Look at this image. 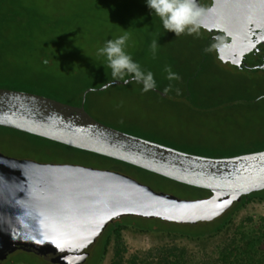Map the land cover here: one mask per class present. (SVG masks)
I'll list each match as a JSON object with an SVG mask.
<instances>
[{"label":"rangeland","instance_id":"obj_1","mask_svg":"<svg viewBox=\"0 0 264 264\" xmlns=\"http://www.w3.org/2000/svg\"><path fill=\"white\" fill-rule=\"evenodd\" d=\"M27 2L48 13L60 12L67 16L75 13L81 17L68 34L67 42L58 45L51 64L54 70H99L106 64V59L98 54V50L108 39L125 32L129 34L126 50L145 73H153L156 86L144 92L143 85L133 80L127 87L112 84L106 94H93L89 109L101 121L184 152L211 155L264 150V69L257 68L258 62L253 60L245 69L223 62L206 29L199 26L192 35L185 33L176 37L174 32L164 30L160 18L153 16L146 0ZM154 40L158 42L155 56L151 50ZM166 67L177 73L179 79L169 80ZM104 75L106 78L110 76L112 80L109 82L123 81L114 79L111 69H107ZM25 139L10 130H0V152L16 159L118 171L156 191L183 200L208 197L204 190L91 152L71 150L32 138L40 144L37 145L27 143ZM150 223L182 231L187 228L190 232L209 228L207 224L187 226L162 220ZM250 228H264V201L258 198H252L236 209L228 226L218 234L190 239L169 233L125 229L120 239L112 237L100 262L96 246L84 264H113L118 244L125 262L138 256L140 264L146 261L147 264H160L166 255L165 250L176 247L177 264H229L222 259V252L236 236L240 237L241 229ZM22 261L52 264L34 253L21 250L11 253L2 264Z\"/></svg>","mask_w":264,"mask_h":264},{"label":"water","instance_id":"obj_2","mask_svg":"<svg viewBox=\"0 0 264 264\" xmlns=\"http://www.w3.org/2000/svg\"><path fill=\"white\" fill-rule=\"evenodd\" d=\"M197 4L202 13L197 23L216 32L212 39L220 59L248 68L264 44V0ZM257 68L264 69V63ZM112 84L125 83L114 80L88 88L80 106L0 87V126L125 162L211 195L183 200L118 171L16 159L0 152V264L18 250L52 264H83L119 218L200 225L221 217L244 196L264 190V150L218 158L196 155L94 118L85 109L87 94Z\"/></svg>","mask_w":264,"mask_h":264},{"label":"trees","instance_id":"obj_3","mask_svg":"<svg viewBox=\"0 0 264 264\" xmlns=\"http://www.w3.org/2000/svg\"><path fill=\"white\" fill-rule=\"evenodd\" d=\"M80 18L75 13L68 16L60 12L53 13L49 11L48 13L44 9L36 7L33 3L27 2V0H0V87L34 92L68 104L80 106L83 101V94L88 88H98L112 80L109 78L110 76L107 79L104 75L107 70L105 67L93 71H85L82 68L77 71L64 69L58 71L54 70L51 65L58 45L67 42L68 34L72 33ZM96 78L97 80H95ZM132 82L134 81L132 80L126 87ZM120 86L124 85L120 84ZM107 91L108 89L106 91H91L86 97L85 109L99 121L101 120L95 117L89 109L91 104L90 96L99 92H101L100 94H106ZM101 122L105 123L104 121ZM0 130H10L13 133L21 134L25 136V142L27 143L32 142L40 145L35 143L32 139L34 138L64 146L71 150L83 151L11 128L0 126ZM109 159L125 166L144 170L125 162ZM201 190L206 191L208 196L211 195L210 191ZM252 198L264 201V190L244 196L241 202L235 203L221 217L214 221L200 224H207L209 228L198 232H190L186 230L187 228L182 231L176 227H160L157 224L150 223V221H160L161 219H147L136 216L119 218L112 222L99 237L96 244L99 251L98 260L100 262L103 259L112 237L117 236L120 239L122 231L125 229H134L140 232L169 233L190 239L218 234L228 226L234 211ZM239 235L240 237L236 238V236L232 243L222 252V259L229 264H264V228L261 230H256L255 228L241 229ZM176 250V247L166 249V255L161 258L160 264H177ZM121 252V246L118 244L113 264H140L138 256H133L128 262H125ZM143 263L147 264V261ZM15 264L31 263L22 261L15 262Z\"/></svg>","mask_w":264,"mask_h":264},{"label":"clouds","instance_id":"obj_4","mask_svg":"<svg viewBox=\"0 0 264 264\" xmlns=\"http://www.w3.org/2000/svg\"><path fill=\"white\" fill-rule=\"evenodd\" d=\"M148 8L154 17H159L163 28L166 31L174 32L176 37L182 34L192 35L198 31L197 23L202 14L197 4V0H146ZM129 34L114 39H108L103 47L98 50V54L105 57L106 69H111V76L114 79H122L125 84L130 80L143 85L142 91L147 92L156 86L152 72L145 73L138 62L126 50L128 47ZM158 48L157 40L151 44L153 56ZM211 49H206L210 51ZM167 78L169 80L179 79L177 73L172 72L170 67H166ZM128 76V79H124Z\"/></svg>","mask_w":264,"mask_h":264},{"label":"flooded vegetation","instance_id":"obj_5","mask_svg":"<svg viewBox=\"0 0 264 264\" xmlns=\"http://www.w3.org/2000/svg\"><path fill=\"white\" fill-rule=\"evenodd\" d=\"M200 2L205 7H209L210 4H211V0H205V1L200 0ZM209 34H210V37H213L216 34V32L209 33ZM222 36H224V35L222 34ZM214 43L216 44L215 40H214ZM253 60L258 62V66L262 65L264 63V44L258 47L257 54H256V56L254 57ZM257 151H259V150H246V151H242V152L235 153V154H211V155H203V154H197V153H192V152H188V153H192V154H196V155H202V156H207V157L218 158V157H231V156H236V155L250 153V152H257ZM260 151H262V150H260ZM185 152H187V151H185Z\"/></svg>","mask_w":264,"mask_h":264}]
</instances>
